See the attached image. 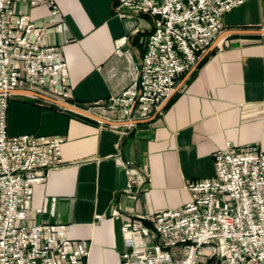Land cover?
<instances>
[{
	"label": "crops",
	"instance_id": "0c3cea01",
	"mask_svg": "<svg viewBox=\"0 0 264 264\" xmlns=\"http://www.w3.org/2000/svg\"><path fill=\"white\" fill-rule=\"evenodd\" d=\"M56 2L57 13L28 0H18L17 10L45 28V44L62 47L69 103L88 110L129 86L147 51L153 18H121L113 0ZM223 24V32L264 29V0H247L227 12ZM186 80L156 117L160 106L150 121L120 126L13 94L10 136L65 139L62 163L34 190L31 205L42 212L29 225H65L69 238L90 243L89 264H120L130 249L123 226L187 204L192 199L187 185L214 176L216 151L230 145L264 152V36L222 38ZM133 173L142 184L129 190ZM207 255L205 248L199 264Z\"/></svg>",
	"mask_w": 264,
	"mask_h": 264
},
{
	"label": "built area",
	"instance_id": "2783aa9c",
	"mask_svg": "<svg viewBox=\"0 0 264 264\" xmlns=\"http://www.w3.org/2000/svg\"><path fill=\"white\" fill-rule=\"evenodd\" d=\"M28 1L58 12L56 0ZM246 1L113 0L119 17L150 16L153 30L129 86L88 111L148 119L223 32V16ZM17 2L0 0V264H89L90 243L69 238L67 226L29 225L42 212L31 205L34 190L62 163L65 139L10 136L9 99L14 90H33L70 102L71 91L62 47L45 44V28L18 12ZM213 155L214 176L187 185V204L123 226L130 249L120 264H199L205 248L216 264H264V152L229 145ZM141 184L133 173L127 188Z\"/></svg>",
	"mask_w": 264,
	"mask_h": 264
},
{
	"label": "water",
	"instance_id": "95a60500",
	"mask_svg": "<svg viewBox=\"0 0 264 264\" xmlns=\"http://www.w3.org/2000/svg\"><path fill=\"white\" fill-rule=\"evenodd\" d=\"M232 34H255V35H262L264 36V29H260V30H231V31H225L223 33H221L218 38H216V40L211 44V46L206 50V53L203 54L202 58L198 61V63L195 65V67L192 68V70L188 73V75L184 78V81H182L177 88H175V90L173 91L172 95H170L168 98H166L164 100V102L160 105L159 109H157L156 114L154 115V117H156L162 110H164L165 106L168 104V102L170 101V99L172 98V96H174V94L179 90V88L184 84L185 81H187L186 79L192 74V72L199 67V64L204 60V58L211 53V51L215 48V46L218 44V42L229 35ZM13 94H20V95H26V96H30L32 98H36L39 99L40 101H45L47 103L53 104L63 110L66 111H70L76 114H79L81 116H84L86 118L101 122L103 124H107V125H112V126H120V125H127L128 124H138V123H142L143 122H148L150 121L152 118H148V119H144L142 120H134V121H113L111 119H108L106 117H103L101 115H98L96 113L90 112L88 110L79 108L69 102H64L61 101L59 99H56L54 97L48 96L44 93L37 92V91H33V90H14L12 91V95Z\"/></svg>",
	"mask_w": 264,
	"mask_h": 264
},
{
	"label": "rangeland",
	"instance_id": "374dc122",
	"mask_svg": "<svg viewBox=\"0 0 264 264\" xmlns=\"http://www.w3.org/2000/svg\"><path fill=\"white\" fill-rule=\"evenodd\" d=\"M70 91H71V86H70ZM72 98V97H71ZM94 105V104H93ZM93 105H91V107L93 106ZM144 183V182H143ZM201 257V256H200ZM211 259V261H210V263H208V261ZM206 263H204V264H216V261H215V259L211 256V255H207L206 256Z\"/></svg>",
	"mask_w": 264,
	"mask_h": 264
},
{
	"label": "trees",
	"instance_id": "16d2710c",
	"mask_svg": "<svg viewBox=\"0 0 264 264\" xmlns=\"http://www.w3.org/2000/svg\"><path fill=\"white\" fill-rule=\"evenodd\" d=\"M81 117H83V116H81ZM85 118V117H84ZM86 119H88V118H86ZM93 121V120H92ZM210 261H211V259L208 261V263H210Z\"/></svg>",
	"mask_w": 264,
	"mask_h": 264
}]
</instances>
